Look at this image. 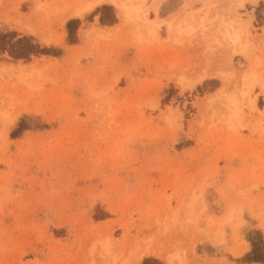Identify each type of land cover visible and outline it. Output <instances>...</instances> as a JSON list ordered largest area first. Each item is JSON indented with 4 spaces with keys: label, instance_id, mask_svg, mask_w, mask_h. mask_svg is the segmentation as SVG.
Instances as JSON below:
<instances>
[{
    "label": "rangeland",
    "instance_id": "1",
    "mask_svg": "<svg viewBox=\"0 0 264 264\" xmlns=\"http://www.w3.org/2000/svg\"><path fill=\"white\" fill-rule=\"evenodd\" d=\"M93 1L0 0V264H260L264 0Z\"/></svg>",
    "mask_w": 264,
    "mask_h": 264
},
{
    "label": "trees",
    "instance_id": "2",
    "mask_svg": "<svg viewBox=\"0 0 264 264\" xmlns=\"http://www.w3.org/2000/svg\"><path fill=\"white\" fill-rule=\"evenodd\" d=\"M109 8L102 6L101 9ZM98 9L95 10V12ZM113 22V19L110 23ZM79 24V20H69L66 24L69 40L71 43H75L73 39V27ZM0 51L7 52L8 55L14 60L29 61L32 55H50L51 49L41 48L39 45L33 42L31 37L21 36L18 37L15 32H0ZM56 56L59 53L55 54ZM17 130L13 131L11 135H14ZM248 263H264V241L260 238L258 242H252V251L249 258H246Z\"/></svg>",
    "mask_w": 264,
    "mask_h": 264
},
{
    "label": "bare ground",
    "instance_id": "3",
    "mask_svg": "<svg viewBox=\"0 0 264 264\" xmlns=\"http://www.w3.org/2000/svg\"><path fill=\"white\" fill-rule=\"evenodd\" d=\"M107 1H111L115 6H117V8L121 11V14H122V18L125 22L128 23V25H132L134 26L135 28L138 29V31L140 29H151V24H145L143 23V21L140 23V21H138L139 19H136L135 18V13H134V9L133 8H128L127 5H124V3H121L117 0H107ZM186 1V0H185ZM103 2H106V0H94L89 6L88 8L89 9H93L96 5H99V4H102ZM225 2H228L227 5H223L224 7L226 6L227 8H231L233 6H231L232 4L235 6L236 4H234V2L236 3V0H226ZM224 2V3H225ZM188 4V3H187ZM187 4H185L187 6ZM238 5V4H237ZM158 6V5H157ZM230 25V24H229ZM132 29V28H131ZM130 29V30H131ZM134 29V28H133ZM136 30V29H135ZM201 80V79H200ZM15 119V118H14Z\"/></svg>",
    "mask_w": 264,
    "mask_h": 264
},
{
    "label": "crops",
    "instance_id": "4",
    "mask_svg": "<svg viewBox=\"0 0 264 264\" xmlns=\"http://www.w3.org/2000/svg\"><path fill=\"white\" fill-rule=\"evenodd\" d=\"M216 1H218V0H216ZM251 1H253V3H252ZM261 1H263V0H236V3L234 2V4H236V5L234 6V5L232 4L231 6H233V7H231V8H235V7H237V6H239V5H242V4H243V6L245 7L246 3H249V4H251V5H257V6L253 9V12H252V17L254 18L253 20H255V18H256L257 7L260 5V2H261ZM224 4L227 5L228 2H225ZM237 4H238V5H237Z\"/></svg>",
    "mask_w": 264,
    "mask_h": 264
}]
</instances>
